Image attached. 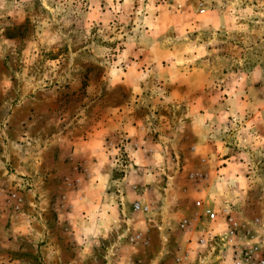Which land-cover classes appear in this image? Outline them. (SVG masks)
<instances>
[{"label": "rangeland", "instance_id": "rangeland-1", "mask_svg": "<svg viewBox=\"0 0 264 264\" xmlns=\"http://www.w3.org/2000/svg\"><path fill=\"white\" fill-rule=\"evenodd\" d=\"M144 175L172 188L148 215L129 210ZM106 192L129 211L115 264L159 256L157 221L170 233L162 264H231L198 243L226 232L202 208L228 209L241 245L264 251V0H0V264H46L44 226L70 244L61 221Z\"/></svg>", "mask_w": 264, "mask_h": 264}, {"label": "crops", "instance_id": "crops-1", "mask_svg": "<svg viewBox=\"0 0 264 264\" xmlns=\"http://www.w3.org/2000/svg\"><path fill=\"white\" fill-rule=\"evenodd\" d=\"M123 128L125 132L129 133L128 137L131 136V132H133L130 129L131 127L128 124L124 123ZM135 143H136V148H137V150L135 151L136 154L138 152H141V153L144 152L145 156L149 157L153 155L155 149L141 148L139 143L136 142V140H135ZM131 144L134 145V142H132ZM139 181L140 183L138 185H135L133 189L131 188L133 195L132 197H130V199L132 200L131 201L132 204L129 210L132 211V205L135 203L148 206L152 210V208L155 209V205L159 207V206H162L163 203L168 201L169 194H170L169 191L172 190L171 183L169 184L170 181L165 182V183L162 182L163 184L158 186L156 181H154V179H152L151 176L146 177L145 175ZM115 198L116 200L124 199V197H117V196H115ZM175 198H176V195H175ZM51 205L52 203L48 201L47 199H43V200L41 199L40 210H42L43 213L44 211L50 212ZM122 205L123 203L119 201H117L115 204L114 197H112V195L108 194L107 192H106V196L101 198V201L99 202L89 203V204H86V206L79 205L77 212H80V210H82L81 212H83L84 210L86 214L84 216L79 215L77 219L78 221L73 220V219H66L69 221L68 222L62 218L63 220L60 223V227L57 228L63 238L64 236H66L71 239L70 244H67L64 241L62 242L58 240L57 238L58 241L53 246L50 240L51 238L49 237L50 235L48 234L49 233L48 226L45 225L44 226L45 231H42L43 233L42 237L45 236L44 237L45 244L42 247V250L47 253L45 257V263L48 264V262H50V264H83V262L87 260L86 262L87 264H89V262L91 261L88 262V259L91 260L92 253L94 252L100 253L99 256L97 255V258L101 261V264H115L116 261L113 259L116 257H118V259H121L119 257L126 258L125 252H127V249L121 246L122 239H118L120 237L122 230H124L125 228L124 226L125 220H123V217H122V213L125 212L124 211L125 208H121ZM56 208H57L58 215L62 216L61 213L64 212L63 206H57ZM70 210L71 211L74 210L73 205L71 206ZM114 210L117 212L119 222L118 220L116 221V219L113 217ZM126 212H129V211H126ZM72 213H75V212L73 211ZM158 214L163 216L162 212L159 213L156 211L152 213L151 215L153 217L152 220L155 219L153 220V222H156L158 220L157 219ZM185 215H186V211L183 213L182 212L173 213L171 217L173 218L175 217L178 219L177 221H181L184 219ZM83 217H85L86 220H83ZM98 218H100L102 222L101 226L104 227L102 232L100 231L96 232L95 227L93 226L96 222H98ZM190 224H191L190 231L186 233L185 236L196 237L195 234L197 233L199 234L198 231H193L195 228V225L197 224L196 219L194 220V222H191ZM151 226L148 225L146 230H149V233H148L149 236L153 235L154 230H156V233L158 234V237L161 240V246H160L161 249L159 251V256L155 259H151L148 262V264H162V262H164L163 259L165 258V255H167L171 251L170 242L168 238L170 233L158 221L154 225L155 227L154 230L150 228ZM138 230H141V229H138ZM101 236L103 239H100ZM84 239H86V241ZM146 239L149 240L148 237ZM97 243H102L104 248L95 249L93 247V244H97ZM173 248H172V252L175 251L174 245H173ZM122 253L124 256H121ZM67 254L69 257H67ZM116 255H120V256H116ZM95 260L96 259H94V261ZM124 262L125 264L131 263L128 260L127 262L126 261ZM133 264H141V262H138V263L135 262Z\"/></svg>", "mask_w": 264, "mask_h": 264}, {"label": "built area", "instance_id": "built-area-1", "mask_svg": "<svg viewBox=\"0 0 264 264\" xmlns=\"http://www.w3.org/2000/svg\"><path fill=\"white\" fill-rule=\"evenodd\" d=\"M250 4H256L261 0H242ZM200 13H204V10H201ZM196 206L202 208L201 203L197 202ZM205 218L211 222L216 223L218 217L222 220L224 226L226 227V232L222 235H212L211 229L205 231L203 238H199L198 243L200 245L208 243L217 244L226 251L229 255L231 264H264V251H261L259 254L256 253L255 247H247L246 245H241L240 239L237 235V232L234 227L232 217L228 209H223L219 213H213L211 210L203 209ZM132 211L137 214L148 215L149 207L135 203L132 206ZM190 222L185 220L180 225L179 228L181 231L190 229ZM149 230L145 231V234H148ZM144 239L143 233H137L130 237L129 242L131 244H137L140 240ZM217 242V243H216ZM178 264H189L190 256L189 254L183 253L178 259H176Z\"/></svg>", "mask_w": 264, "mask_h": 264}]
</instances>
